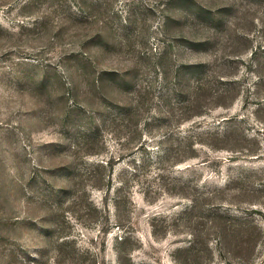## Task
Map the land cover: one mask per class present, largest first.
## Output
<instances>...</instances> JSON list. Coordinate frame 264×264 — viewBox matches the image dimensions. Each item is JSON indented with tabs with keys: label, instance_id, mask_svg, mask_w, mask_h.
I'll list each match as a JSON object with an SVG mask.
<instances>
[{
	"label": "rangeland",
	"instance_id": "374dc122",
	"mask_svg": "<svg viewBox=\"0 0 264 264\" xmlns=\"http://www.w3.org/2000/svg\"><path fill=\"white\" fill-rule=\"evenodd\" d=\"M0 264H264V0H0Z\"/></svg>",
	"mask_w": 264,
	"mask_h": 264
}]
</instances>
